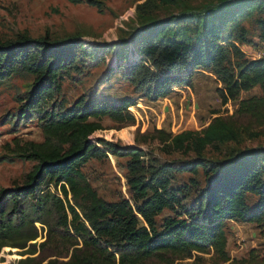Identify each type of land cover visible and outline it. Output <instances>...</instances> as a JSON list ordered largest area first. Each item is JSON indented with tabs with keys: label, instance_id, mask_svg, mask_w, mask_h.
<instances>
[{
	"label": "trees",
	"instance_id": "obj_1",
	"mask_svg": "<svg viewBox=\"0 0 264 264\" xmlns=\"http://www.w3.org/2000/svg\"><path fill=\"white\" fill-rule=\"evenodd\" d=\"M66 1L99 9L104 0ZM231 1L235 5L219 13L203 9L200 27H194L196 18L177 13L109 44L27 34L0 40V80L31 76L12 123L34 119L41 134L39 141L13 145L11 156L32 165L20 183L0 188V249L16 248L18 255L6 264H174L190 258L202 264L204 255L212 264H264L253 250L228 262L224 234L228 220L253 223L264 233V146L224 160L202 156L207 146L264 137V0ZM253 42L263 51L259 58L241 49ZM99 64L106 68L103 78L115 72L130 84L133 98L81 93L66 104L62 81ZM195 69L215 77L221 104L255 86L259 92L238 99L231 115H216L199 130L142 134L141 141L149 137L163 151L192 156L167 159L135 138L125 146L92 137L103 129L104 117L132 124L128 107L135 98L167 97L173 87L189 86ZM109 155L124 158L129 198L104 200L80 170ZM198 170L201 185L193 178L174 183L177 173ZM163 210L171 215L158 223Z\"/></svg>",
	"mask_w": 264,
	"mask_h": 264
},
{
	"label": "rangeland",
	"instance_id": "obj_2",
	"mask_svg": "<svg viewBox=\"0 0 264 264\" xmlns=\"http://www.w3.org/2000/svg\"><path fill=\"white\" fill-rule=\"evenodd\" d=\"M233 5L235 4H232L231 0H171L170 3H163L160 0H104L97 9L84 2L72 4L66 0H0V40L27 34L30 37L47 35L56 41L79 37L82 40L109 44L127 40L136 30L148 28L177 13L196 18L198 22L194 27H200L205 16L200 14L203 9H209L210 13H219ZM244 24L253 31L249 21ZM188 25L192 27L191 23ZM258 48L255 42L253 45L241 46L242 51L248 55ZM110 55L111 53L106 55V60ZM105 71L104 64H99L84 70L81 76L64 79L60 96L66 104L81 93L112 100L125 96L133 98L130 84L115 72L110 73L106 79L103 78ZM30 82L31 76L26 74L12 75L0 80V188L20 183L32 165V162L20 161L11 156L13 145L25 140L41 139L40 130L34 119L19 121L14 125L12 123L18 108V98L29 88ZM216 87H220V84L211 73L195 69L190 78V85L173 87L165 99L149 101L135 98V104L128 107L134 117L132 124L121 126L104 117L99 120L103 129L94 132L92 137H102L127 146L136 143L134 138L141 141L142 134L152 133L153 129H163L172 134L186 129L199 130L216 115H231L238 99L259 92L255 86L241 91L237 100L221 104L215 92ZM138 143L141 147L148 144L147 147L154 155L167 159L192 156L191 153L163 151L160 145L149 137ZM263 146L264 137L242 136L235 142L207 146L202 156L211 160H224L235 152ZM80 170L104 200L129 198L124 178V158L109 155L102 160L90 159L80 167ZM175 178L174 183L177 184L187 182L190 178L199 185L204 181V175L200 170L195 174L177 173ZM168 215L171 213L163 210L156 217L157 222ZM224 234L228 262L245 259L251 250L259 257L264 256V233L253 223L225 221ZM15 250L16 248L7 246L0 249L3 264L18 258ZM203 257L202 264H212L207 261L208 255ZM174 264H193V259L176 261Z\"/></svg>",
	"mask_w": 264,
	"mask_h": 264
},
{
	"label": "built area",
	"instance_id": "obj_3",
	"mask_svg": "<svg viewBox=\"0 0 264 264\" xmlns=\"http://www.w3.org/2000/svg\"><path fill=\"white\" fill-rule=\"evenodd\" d=\"M243 53L245 54V56H247L248 58H259L260 56L263 55V51L262 50H252L251 54H246L244 51ZM165 99V98H164Z\"/></svg>",
	"mask_w": 264,
	"mask_h": 264
}]
</instances>
